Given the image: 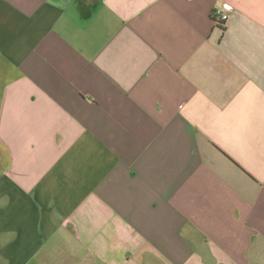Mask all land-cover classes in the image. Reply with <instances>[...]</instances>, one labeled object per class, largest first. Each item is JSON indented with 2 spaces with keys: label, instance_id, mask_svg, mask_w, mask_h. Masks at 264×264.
<instances>
[{
  "label": "crops",
  "instance_id": "1",
  "mask_svg": "<svg viewBox=\"0 0 264 264\" xmlns=\"http://www.w3.org/2000/svg\"><path fill=\"white\" fill-rule=\"evenodd\" d=\"M0 264H264V0H0Z\"/></svg>",
  "mask_w": 264,
  "mask_h": 264
},
{
  "label": "built area",
  "instance_id": "2",
  "mask_svg": "<svg viewBox=\"0 0 264 264\" xmlns=\"http://www.w3.org/2000/svg\"><path fill=\"white\" fill-rule=\"evenodd\" d=\"M233 11V6L228 2L221 3L213 11V17L215 22L218 25H224L230 17L231 12Z\"/></svg>",
  "mask_w": 264,
  "mask_h": 264
}]
</instances>
